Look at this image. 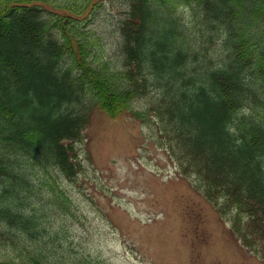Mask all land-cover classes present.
Masks as SVG:
<instances>
[{"label":"trees","instance_id":"1","mask_svg":"<svg viewBox=\"0 0 264 264\" xmlns=\"http://www.w3.org/2000/svg\"><path fill=\"white\" fill-rule=\"evenodd\" d=\"M119 2L112 64L91 27L102 0H0L6 258L109 264L69 222L63 186L81 169L75 144L99 109L152 127L194 190L264 259V0Z\"/></svg>","mask_w":264,"mask_h":264},{"label":"rangeland","instance_id":"2","mask_svg":"<svg viewBox=\"0 0 264 264\" xmlns=\"http://www.w3.org/2000/svg\"><path fill=\"white\" fill-rule=\"evenodd\" d=\"M102 1L91 27L102 55L117 64L114 23L123 5ZM148 102L140 98L134 108L146 111ZM151 128L130 113L112 118L95 109L75 144L81 169L63 186L75 213L69 222L90 251L109 264H264L194 190ZM2 244L0 264H15Z\"/></svg>","mask_w":264,"mask_h":264}]
</instances>
